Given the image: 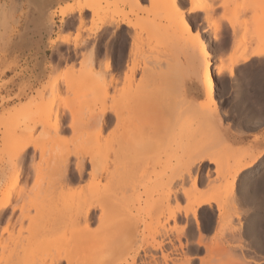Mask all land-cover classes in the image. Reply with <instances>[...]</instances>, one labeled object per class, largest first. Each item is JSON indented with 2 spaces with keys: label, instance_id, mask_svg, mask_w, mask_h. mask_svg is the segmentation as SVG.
Listing matches in <instances>:
<instances>
[{
  "label": "rangeland",
  "instance_id": "obj_1",
  "mask_svg": "<svg viewBox=\"0 0 264 264\" xmlns=\"http://www.w3.org/2000/svg\"><path fill=\"white\" fill-rule=\"evenodd\" d=\"M170 1L0 0V264H117L135 240L148 253L141 260L152 264L166 254L171 264H186L182 253L198 240L186 255L194 264H264L259 230L230 237L238 224L250 226L249 205L257 218L264 213L245 181L231 179L264 154V117L246 102L249 94L264 95V0H213L208 18L190 13L194 32L170 25L179 18ZM38 19L41 40L26 36ZM103 30L118 32L119 40L115 60L101 71L88 41ZM196 32L211 59L222 61L212 69L210 98ZM57 37L61 42L45 51ZM45 61L61 64L54 95L51 86L45 95L40 85L13 80V69L31 75ZM110 109L116 118L100 128ZM260 157L256 171L264 167ZM192 158L198 163L187 182L177 180ZM105 183L113 187V207L101 220L94 209L90 232H82L76 204ZM192 196L210 202L193 214Z\"/></svg>",
  "mask_w": 264,
  "mask_h": 264
},
{
  "label": "snow or ice",
  "instance_id": "obj_2",
  "mask_svg": "<svg viewBox=\"0 0 264 264\" xmlns=\"http://www.w3.org/2000/svg\"><path fill=\"white\" fill-rule=\"evenodd\" d=\"M88 5H82V8H87ZM174 13L181 20V23L184 24L187 31L194 32L195 26L192 28L188 27V24L191 23L192 17L191 14H195L201 11V9L196 5H188L186 0L182 2V0H173L172 4ZM183 9V11H181ZM71 15V14H69ZM214 15V14H213ZM199 17L197 16V19ZM212 20V18H209ZM224 17H220V22L224 21ZM212 22L218 23V21L212 20ZM81 35L80 28L77 27L75 29V37L77 42L79 41V37ZM195 35L198 37L199 33L196 32ZM73 38V33H68L65 37L66 41L70 44ZM119 40V33H113L111 30H103L98 31L94 37H90L88 43L91 45V52L95 59L100 60L101 62V71H103L104 64L108 61L111 56L113 61L115 60V45ZM60 38L57 37L54 40H51L48 45L45 46V51L48 47H55L58 43H60ZM127 41H125L126 45ZM80 50L79 47L77 49ZM11 54V48L9 46V55ZM39 66L31 68V75H28V70H20L16 71V75L13 77V80H19L21 78L30 82V86L32 88H36L37 85H40L44 94H48V87L51 86L53 89V95L58 90V86L61 82V64H54L48 61H45L44 67L37 70ZM66 71V70H65ZM247 104L250 105L253 110H257L259 114L264 117V95H262L259 99H257L254 95L249 94L247 97ZM198 163L196 158H192L188 166L185 170H183L178 177L177 180H183L187 182L191 172L195 170V166ZM260 163L264 164V154L260 157ZM250 175L247 176L245 180V185L248 190V194L252 197L253 200L258 201L261 206H264V167L259 168V171H256L255 168L250 169ZM247 215L249 217V224L253 229L259 230V232L264 235V213H261L257 218L255 215V211L249 205L247 210ZM139 243L138 240L133 241L132 247L129 249V254L126 260L118 261L117 264H142L141 257L145 253V249L141 247H137ZM166 243H170L167 242ZM150 247V246H149ZM163 249H159L158 252ZM157 252V255H158ZM155 264H171V261L166 254L163 261L157 259Z\"/></svg>",
  "mask_w": 264,
  "mask_h": 264
},
{
  "label": "bare ground",
  "instance_id": "obj_3",
  "mask_svg": "<svg viewBox=\"0 0 264 264\" xmlns=\"http://www.w3.org/2000/svg\"><path fill=\"white\" fill-rule=\"evenodd\" d=\"M171 2V4H173V0H171L170 1ZM190 2H191V4L193 5H196V6H198L200 9H201V11L200 12H202L201 13V19L202 18H208V13L209 12H211V10L212 9H214V2H213V0H190ZM79 10H80V8H79ZM60 14L62 15V16H65V14H66V11L65 10H63V11H61L60 12ZM178 18V17H177ZM173 19V18H172ZM171 18H170V20L172 21V23H170V25L171 24H174V25H176V27H178V25H179V27H180V23H181V20H180V18H178V19H176V17H175V19H174V21L175 20H177V22L175 21L174 23H173V20H172ZM203 20V19H202ZM168 21H169V19H168ZM171 21H169V22H171ZM123 22V21H122ZM168 22V23H169ZM178 22H180V23H178ZM111 23V22H110ZM113 23V22H112ZM176 23V24H175ZM183 26H181V27H183L184 29H186L185 28V26H184V24L183 23H181ZM114 25V24H113ZM116 25V24H115ZM115 25H114V27H115ZM117 26V25H116ZM172 26V25H171ZM113 27V26H112ZM180 27V28H181ZM188 27H189V25H188ZM183 28H181V30L183 29ZM190 28V27H189ZM172 29V28H171ZM183 29V30H184ZM256 29V28H255ZM173 31H174V28H173ZM178 31V30H177ZM184 31H186V30H184ZM182 32V31H181ZM187 32H189V31H187ZM175 33H176V31H175ZM264 33V32H263ZM183 35V34H182ZM263 35V34H262ZM196 38H197V42H198V44H199V49H200V51L202 52V57H203V60L199 57V55H195L196 57L195 58H197V57H199V59H201V61H204V65H203V70L201 71L202 72V77H203V84H204V87H205V94H206V96L207 97H209L210 98V96H211V91H210V86H211V77H212V74H213V68L214 67H217L218 69L221 67L220 65L222 64V61L221 60H219V59H211V57H210V53L206 50V44H205V42H204V39L202 38V37H200L199 39H198V37L196 36ZM262 38V37H261ZM185 39V38H184ZM187 39V38H186ZM263 40H264V38H263ZM262 40V41H263ZM187 41V40H186ZM261 42V41H260ZM263 43H264V41H263ZM197 44V45H198ZM188 47H189V45H187ZM262 46H264V44L262 45ZM261 46V49L263 48ZM190 49V48H189ZM191 50V49H190ZM193 50V52L195 53V50L194 49H192ZM191 50V51H192ZM196 51H198L197 49H196ZM192 52V53H193ZM252 52V51H251ZM261 52H256V51H254V54H257V55H259ZM194 55V54H193ZM192 57V56H191ZM193 58H194V56H193ZM194 58V59H195ZM245 58H247V56H245L244 58H242V59H245ZM198 59V58H197ZM201 63V62H200ZM109 64H110V66L111 67H113V65H114V62L113 61H110L109 62ZM199 64V63H198ZM203 64V63H202ZM202 64L200 65V66H202ZM202 69V68H201ZM111 79H112V77H111ZM102 114V113H101ZM107 114H109V116L107 115ZM106 115L108 116V118L106 117ZM116 116H117V114H116V112L113 110V109H110L109 110V112L108 113H106V112H103V114H102V116H101V118L97 121L98 123H97V125H99V127L101 128V127H103L107 122H108V120H111V119H113L114 117L116 118ZM110 122V121H109ZM58 125H59V123H57ZM260 156H259V153L258 154H255L250 160H248V162H245L244 164H242V165H240V167L239 168H237L236 170H235V172L234 173H232V175H231V179H234L236 176H239L240 177V179H243L244 181H245V179H247V176L248 175H250L251 173H250V169H252V168H255L256 169V167H257V160H258V158H259ZM202 160V159H201ZM256 162V163H255ZM76 170H77V173H78V176H81L82 175V173H83V170H84V167H83V165H77L76 166V168H75ZM67 170V169H66ZM66 170L65 171H63V173H64V175L65 174H67L68 175V170H67V173H66ZM102 170V169H101ZM101 170H99L98 169V171H101ZM97 170H96V173L95 172H92L91 173V177H92V179H96L97 178V172H98ZM20 173H21V168H18L17 167V169H16V172L14 173V175H12V179L14 180V182H12L13 183V185L16 183V181H17V179H18V177L20 176ZM64 177V176H63ZM238 177V178H239ZM67 178V177H66ZM66 178H65V180H66ZM64 179V178H63ZM67 182V181H66ZM242 184V183H241ZM12 185V184H11ZM55 185V184H54ZM61 185V184H60ZM109 183H105L104 185H102V186H100V185H94L92 188H91V191L89 192V193H87V195H88V197H86L85 198V196L84 197H80V199L78 200V203L76 204L77 206H76V214H77V219L78 218H80L81 219V221H80V219H79V221H80V223L82 224H84V226H86V228L84 227V226H82L79 222H78V225L80 224L81 226H82V232H85V233H89L90 232V230H88V228H87V226H89V224H90V222H91V220L93 219V217H94V213H93V210L94 209H96V208H99L100 209V215H99V220H101L103 217H105V214H107V213H109V211L112 209V207H113V201L111 200V196L109 197V199H108V191L110 190V192H111V190L113 189V187H109ZM51 186V185H50ZM246 186V185H245ZM54 187V186H53ZM241 187V186H240ZM243 187V186H242ZM48 188V187H47ZM110 188H112V189H110ZM47 191V190H46ZM243 191V190H242ZM110 194V193H109ZM111 194H112V192H111ZM53 195V194H52ZM85 195V194H84ZM86 195V196H87ZM250 196V195H249ZM54 198V197H53ZM84 198V199H83ZM193 198V196L191 197V199ZM197 199H195V198H193V200H191L193 203H194V207L192 208V211H193V214H195V212H196V210L198 209V208H200L203 204H207V203H209L210 202V199H208V198H206V197H196ZM242 198H243V196H242ZM249 198V197H248ZM49 199V198H48ZM252 199V198H251ZM251 199H249V201L251 200ZM195 200V201H194ZM245 202H247L248 200L246 199V198H244L243 199ZM50 201H51V199H50ZM254 201V200H253ZM122 204V203H121ZM123 205V204H122ZM3 208V207H2ZM115 208V207H114ZM39 210V209H38ZM256 210V209H255ZM254 210V211H255ZM258 213V212H257ZM257 213H255V215H256V217H257ZM107 216H108V214H107ZM260 216V215H259ZM75 219V218H74ZM97 219V218H96ZM248 219V218H247ZM76 220V219H75ZM127 220V219H126ZM109 221V220H108ZM107 221V222H108ZM129 221V220H128ZM76 222V221H75ZM107 222H103V225H104V223L106 224ZM102 224V223H101ZM112 224V223H111ZM118 224V223H117ZM79 225V226H80ZM106 225H108V224H106ZM119 225V224H118ZM77 226V225H76ZM78 226V227H79ZM102 226V225H101ZM113 226V225H112ZM116 226V225H115ZM83 227L86 229H83ZM108 227V226H107ZM122 227V226H121ZM125 227V233L127 234H129L130 232H129V230L128 229H130V231H131V228H128V226H124ZM123 227V228H124ZM127 227V228H126ZM238 227V228H237ZM236 228H234L233 229V231L232 232H230V234H232L233 236H231L230 234V237H233L234 238V231L236 232V234L239 236V237H241V238H245V235L246 234H248L249 235V237H250V235H252V236H256V234L258 233L257 232V229H253L252 227H250V226H245L244 227V225H239L238 224V226H237ZM81 228V227H80ZM80 228H79V230H80ZM90 228V227H89ZM120 228V227H119ZM88 230V231H87ZM133 230V229H132ZM87 231V232H86ZM45 232V231H44ZM43 232V233H44ZM50 232V231H49ZM48 232V233H49ZM112 232V231H111ZM124 232V231H123ZM134 232V231H133ZM66 233V232H65ZM87 233V234H88ZM51 234H52V231H51ZM86 234V235H87ZM50 235V234H49ZM48 235V236H49ZM66 235V234H65ZM130 235V234H129ZM132 235V234H131ZM228 235V234H227ZM237 235H236V237H237ZM43 236V235H42ZM46 236V235H45ZM83 236V235H82ZM126 236H128V235H126ZM247 236V235H246ZM251 236V237H252ZM261 236V235H260ZM65 237V236H64ZM122 237H123V234H122ZM255 238V237H254ZM46 239H48V238H46ZM115 239V238H114ZM189 239V238H188ZM247 239H249V238H247ZM52 240V239H51ZM248 241V240H247ZM189 242V241H188ZM251 244H253L254 246H255V244H257V239H254V240H250L249 241ZM103 243V242H102ZM199 243H201V241L200 240H198L197 241V245H194V246H198L199 245ZM191 244V243H190ZM152 246H154L155 248H159V249H162V247H163V244L161 243V242H156L154 245H152ZM187 246V245H186ZM246 246H247V244H246ZM152 248V249H155V248ZM196 247H190L189 245H188V247H187V251H184L183 253H182V256L183 257H185V260H186V264H194L195 263V257H187L186 255H187V253H191V252H196L197 251V248ZM250 247H252L251 245H250ZM245 248V247H244ZM86 249V248H85ZM89 249V248H88ZM145 249V248H144ZM232 250H233V248H231ZM251 249V248H250ZM148 251H151V249H149ZM226 252L227 253H229L227 250H226ZM225 251H224V253H226ZM234 252V251H233ZM247 252V251H246ZM146 253H147V251L145 250V255H146ZM147 255H148V253H147ZM146 255V256H147ZM86 258V257H85ZM69 259V258H68ZM90 259V258H89ZM106 259V258H105ZM70 260V259H69ZM69 260H67V262L69 261ZM85 260V259H84ZM98 260V259H97ZM87 261H89V260H87ZM87 261L85 262V263H87ZM84 262V261H83ZM104 262V261H103ZM70 263V262H69ZM91 263H92V261H91ZM38 264V263H37ZM59 264V263H58ZM96 264H97V262H96ZM105 264V263H104ZM142 264H152V262H147V261H145V259L144 260H142Z\"/></svg>",
  "mask_w": 264,
  "mask_h": 264
},
{
  "label": "crops",
  "instance_id": "obj_4",
  "mask_svg": "<svg viewBox=\"0 0 264 264\" xmlns=\"http://www.w3.org/2000/svg\"><path fill=\"white\" fill-rule=\"evenodd\" d=\"M41 24H40V21H39V19L36 21V20H32L31 22H30V31L28 32V34L26 35L27 37H31V38H33V36L35 37L36 36V38H38L39 40H41V38H39V35H38V33L37 32H39L40 31V26ZM32 26V27H31Z\"/></svg>",
  "mask_w": 264,
  "mask_h": 264
}]
</instances>
